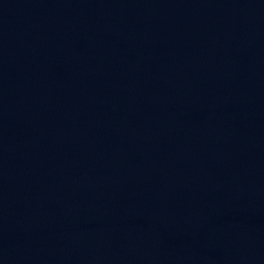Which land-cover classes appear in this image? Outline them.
I'll use <instances>...</instances> for the list:
<instances>
[{
  "label": "water",
  "instance_id": "1",
  "mask_svg": "<svg viewBox=\"0 0 264 264\" xmlns=\"http://www.w3.org/2000/svg\"><path fill=\"white\" fill-rule=\"evenodd\" d=\"M44 4H97L176 13L264 35V0H0V8Z\"/></svg>",
  "mask_w": 264,
  "mask_h": 264
}]
</instances>
